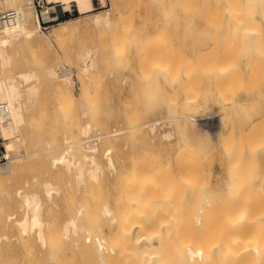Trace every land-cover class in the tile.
I'll list each match as a JSON object with an SVG mask.
<instances>
[{"label": "rangeland", "instance_id": "rangeland-1", "mask_svg": "<svg viewBox=\"0 0 264 264\" xmlns=\"http://www.w3.org/2000/svg\"><path fill=\"white\" fill-rule=\"evenodd\" d=\"M5 1L7 2L8 0H5ZM5 1L2 0V3L0 1V8H1L0 11L6 9L4 7H9L8 6L9 4H6ZM18 1L21 2L22 4H26V2H27L26 0H21V1L18 0ZM104 1L105 2L103 3L101 0H92L93 9L91 11H89L88 13H84V14H79V12L76 10L77 7H76L75 3L71 2V7L72 8L74 7V10H72V14L68 15L65 18H70V17H75V16L80 15L79 20L74 21L73 23L68 25L65 33L62 36H60L59 38L53 37L50 43L42 40L37 45H34L35 49L33 47L32 48L29 47L28 49L26 48L24 51H22L23 53H21V56L17 55L19 57H16V56L14 57V59H15L14 60V67L12 68L11 72H14L15 70L26 68V67H32L30 65H33V67H36V66L38 67L50 59H52V61L55 63V65L57 67H58V65L60 67H61V65H63V67H65V69L68 70V72L70 73V74L68 73V77L71 81L70 86L72 89V94L60 95L59 93H57L54 90V86L50 82V80L44 79V80H42V83L39 86V89H38L36 96H32V98H30L29 101L26 100L27 98H26V96H24V100L26 101V110H25L24 122L20 126V133H22V135L24 136V140H25L24 142L25 143H23L24 145H21L20 148L21 149L25 148V149H23V151L26 150L25 152L29 153L31 157L28 155V156H25L23 158V160L20 162V163H22V166L19 169V172L18 171L16 172V176H13L12 179H8V180L4 179V181L1 182L0 191H1V189L7 187L9 190H11L13 192V195H14L12 199H15V200L12 201L10 210L13 212H15L16 210L18 211V212L12 213L13 216L11 215L10 219H17L18 216L21 217L22 216L21 214L22 213L24 214L25 212L29 213V209L26 208L25 205H23L21 195L17 193V190H21L22 193L24 191L30 192V193L36 191L39 195L41 202H42L43 217H45V219L50 220V221L51 220L53 221V220L58 219V218H59V220L61 219L60 220L61 222H62V220L64 221V219L68 218V216L74 212V209L80 204L79 202L82 201L81 203L85 204L86 203L85 200L88 203V204H86V207L88 210L91 209V205H94L93 200L96 201L95 206L97 208H98V205L104 204V202L105 203L108 202L107 204L111 206L114 204L113 202H115V198H117L118 195L123 190L122 185L120 187V183L118 182V179H117L118 174L121 173L120 171H122V169H124L123 171L129 170V168H130L129 165H131L130 162L140 160V157L142 154H143V161L147 159V162H149L150 164H152L151 162L155 161L157 166L159 165L158 169H160V172L157 169L155 163L153 162V164L155 166L152 164L154 167L153 179L154 178L157 179V180L154 179V180H156L155 182L160 181L159 178L163 179V181L161 180L162 184H160L161 182L157 183V187L161 190L163 189L162 193L160 192V197H162L161 198L162 200L166 199V201H165L166 204L163 203V205L164 206L166 205V207L168 209L165 212H167V211L170 212L172 210V207H171V210H169V207L175 206L170 213H171V215L181 214V217L178 218L180 220H183V219H181V218H183L182 214L184 215V214L188 213L189 209L194 204L197 205L199 203V202L197 203V201H195V199H194L195 193L199 192V191H200L199 194L196 193L198 195L196 200H198V201L200 200L199 199L200 197H203L202 195L206 196V194L209 192L207 194V196H212L214 194L213 195L215 198L214 202H216V203H214L215 205L217 204L220 207H223L221 205L226 203L229 208L235 209L239 205V203H240L239 200L241 199L240 197L242 196V200H244V197H245V201H248L252 205H254L255 207H258L264 213V211H263L264 210V205H263L264 200L261 199L262 196L260 197L261 194L262 195L264 194V182H263L264 181V174H263L264 173V147H263L264 144L262 143L263 141L258 142L259 144L254 141L255 139L258 141L261 138V137L259 138V136H261V133L264 134V129H263L264 128L263 127V124H264V121H263L264 103L262 104V102H264V69H263L262 75H259V77H256V79H253L254 81L256 80V84L258 83L257 86H255L257 88L254 87V85H256V84H254L253 82H252L253 84H251L252 80H249V82H250V84H249V82H247L248 81L247 78H244L245 80L244 79L238 80L236 78V79H233L234 81L232 80L233 83L235 82V80H236V82L243 80L244 83H243V81L240 82V83H243V85L240 84L241 86L239 87V83H238V86L236 84L234 86L235 87V89H234V88H232L234 84L232 85V83L230 84L226 80L225 84L227 86L225 85L224 87H226L227 89H225L226 90L225 94L224 93L222 94V92H224V91H222V92L220 91V88L222 89V87H220V86H222V85H220V82L224 84V82H225L224 78L223 77H217V78H220L218 80L214 75H210L207 72H205L204 68H202L203 66H200V65H203V63H202L203 59L202 58L198 59V61L200 60V64H197L199 62L197 60H195V55H197V57H198V55H201V57H204V59L206 60V58H207V57L205 58L206 55L204 56V54H203V56H202V54H200V53H203L205 51H209V53H207V55L210 56V51L215 50V48L222 43L225 35L228 36V38H230L231 35H232V37H233V35L235 36L234 31H230V33H229L230 35H227L228 30H225L223 32H216V31L204 28L203 26L200 25L198 18H194V19H192V21H190L186 24L185 21L181 18V16L178 15L176 12L174 13V11L172 10L173 9L172 0H104ZM42 2H43V0H33V4L36 7V9H38V10L42 7ZM56 3H58V2H56ZM250 6H249V8H250ZM254 7L257 11L256 10L252 11V9H251L250 11H252V13H250V12H248L249 11V9H248V11H247L248 17L253 18V19L255 18L256 20L258 19V21L263 24L264 23L263 17L261 15V11L259 9V6L255 5ZM254 7H253V9H254ZM28 10H29L30 14L32 15V8L29 7ZM258 11H260V13ZM96 12H99L102 14H104L105 12H108L109 18L112 21L106 25L105 24H100V25L95 24V22L92 20H93V15ZM90 19H91V21H90ZM57 20L58 19H55L54 17L48 21H44L41 19V24H42L43 28H48V26L50 24L56 22ZM144 20H145V22H144ZM155 20H158L161 23L159 28L149 30V31H146L145 29H143L144 28L143 26L147 23V21L150 22V21H155ZM176 24L178 26H176ZM191 25H193V27ZM85 26H87V27H85ZM81 27H84V28H81ZM198 28H202V29H198ZM203 29H204V31H203ZM262 29H264V25H262ZM70 31H71V33H70ZM209 31L211 33L213 32L212 35L214 37L211 34H209ZM221 33L224 35L222 36ZM249 34L252 35L251 33H249ZM249 34H246L244 37L245 38L247 37V40H249L247 42L248 45L254 46L253 44H255V42H254L255 38L253 37V35L251 38V36ZM263 34H264V30H263ZM211 36H212V38H211ZM226 36H225V38H226ZM263 38H264V36H263ZM214 39H216V42ZM143 41H149V43L151 45L150 46L151 48H148L149 51H148V49L143 50V48L141 47L143 44ZM212 41H214V42H212ZM55 42H56V44H55ZM204 43H207V44H204ZM211 43L214 44L213 48H212ZM210 44H211V46H210V48H209L210 50H209L208 47ZM89 47L94 49L95 65H94V67L90 68L88 73H84L81 71L82 58L80 55L82 53H84L85 50ZM42 48L44 50H42ZM152 48H153V53H151ZM257 50H259V49H257ZM141 51H142V53H141ZM143 52H146V57H144L145 55L142 56ZM212 52L213 51H211V53ZM147 54H149V55H147ZM152 54H154L153 56H155V58H153V59L151 57H148L150 55L152 56ZM205 54H206V52H205ZM191 55H193V57ZM45 56H47L48 58L46 59ZM178 56L179 57L181 56V58H178ZM20 57L22 60L19 59ZM22 57L26 58V60ZM184 58H186L188 63L190 62L188 66L185 65L186 67H189L190 69L184 67V63H183ZM145 59L150 60V61L148 62ZM177 59L181 62L180 64L178 63L179 61L175 62V61H177ZM16 60L17 61L19 60V61L15 62ZM157 60H161V61L157 62ZM154 61H156V62H154ZM162 61H163V63L165 61H168V62L164 63L165 64V66L163 65L164 68L162 67L164 70L161 68V72H155V71H160V69L156 70L157 68H155V66L158 65L159 62H161V65H162ZM167 63L169 64V67H168ZM174 63H176V64H174ZM194 63H196L197 66H195L196 64H194ZM204 63H205V61H204ZM19 64L22 66H19ZM172 64H174L175 66ZM177 64L179 65V67H177ZM143 65H145V66L143 67ZM192 65L195 66L194 69L197 71L193 70ZM148 67H150L151 69ZM166 67H167V69L168 68L172 69L174 67V70L173 69L172 70H166ZM158 68H160V67H158ZM176 68H178L179 71ZM183 68L185 70H183ZM263 68H264V66H263ZM145 69L148 71V73H146V75L149 77L148 79L145 78L146 77L145 72L143 73V71H145ZM172 71H174V72H172ZM150 73H151V76L149 75ZM172 73L177 74L176 75L177 79L175 78V76H173ZM161 74L163 77L161 76ZM192 74H194V75H192ZM155 75H157V79H155V81H157V83H156L157 86L155 87L156 89L154 90V94H153V90H152V89H154V78L153 77ZM189 76H190V78H189ZM165 77H167V80ZM186 77H188V78L186 79ZM143 78H144V80H142ZM80 79L82 82L80 81ZM246 79H247V81H246ZM184 80H186V81L188 80V81L186 82ZM79 81L84 86V89L85 90L87 89L86 91L84 90L85 92L81 90L82 87H81V84H79ZM188 82L191 83L190 85L192 86L191 88L193 90L188 89V87L190 86ZM245 82H246V84H245ZM184 83L187 86H185ZM194 83H195V85H194ZM244 84L245 85L249 84L245 88H249L250 85H251V87L252 86L253 87L251 88V90L245 89L246 90L245 91L244 90V86H245ZM26 85L27 84L23 85V88H22L23 90H25V88L27 87ZM206 85H208L207 86L208 89H207ZM158 86H160V88ZM242 86H243V88H242ZM151 87H153V88H151ZM161 87L162 88L164 87V89H162ZM202 87L204 89L206 88L205 91H203L204 89ZM224 87H223V89H224ZM229 87H231V88H229ZM148 88H149V91H148ZM174 88H176L174 90L176 97L174 99V96H173V99H172V96H170L171 99L173 100L171 102V100L168 101L169 99L166 98L168 96L166 94H170L169 92H172L173 94H171V95H174V92H173ZM194 88H196V89H194ZM257 89H258L259 93H258V95L257 94L254 95L255 93L258 92ZM195 90H197V91H195ZM228 90H231V92ZM164 91H165V93H164ZM188 91L190 93L193 91L196 92V100L197 101H194V104H193V102H190L189 101L190 99L187 97V95L189 93ZM210 91H212V92H210ZM144 92H147V94ZM160 92H162V96L164 98L161 96ZM204 92H206L208 94L210 93V94L209 95L207 94V96H206ZM228 92H230L231 94L233 93V99H232L233 101L230 103V105L223 103V98L227 94H229ZM261 94H262V96H261ZM223 95H225V96L223 97ZM184 97H185V99H184ZM210 97H215V98L211 99ZM235 98H236V101H234ZM144 99H146V100L143 102ZM262 99H263V101H262ZM164 100L166 101L165 104H163ZM238 101H239V103H238ZM217 102H218V104H220V105H218L220 108L217 106ZM240 102L244 103L246 105L240 104ZM171 103H173V104H171ZM190 103H192V104H190ZM233 103L235 106L233 105ZM247 103H248V105H247ZM249 103H251L252 106H250ZM231 104H232V106H234L233 109H232V107H230ZM171 105L173 106V108ZM199 105H201V106H199ZM240 105L241 106L243 105L242 106L243 108ZM255 105H256V107H255ZM259 105H261V106H259ZM190 106L192 107V109L195 108L194 112L190 108ZM239 106H240V109L238 108ZM235 107H237L238 109ZM253 107L257 108V110L255 109L257 111L256 113H255V110ZM171 108L173 110L174 109L176 110V112L173 111V113L174 114L176 113L175 117H177V115H178L177 119L173 116V113L171 114V112H170V111H172ZM219 109H221V110H219ZM235 110H239V112L241 111L240 114L238 113V111H235ZM244 111H246L248 114H245L246 112L244 113ZM169 114H171L170 116L172 118L168 117ZM185 115L188 117L186 120H185ZM244 115L245 116L247 115L246 116L247 117V123L245 121L246 124H244V123L242 124V122H244V120H246ZM262 116H263V118L261 119ZM223 117H228V118H223ZM157 118H158V120L155 124V129H153L151 131L149 129L150 128L149 122H151L152 120L157 119ZM189 118H190V120H188ZM239 118H240V120H239ZM221 119H222V121H221ZM231 119H233V120H231ZM259 119L262 120V122L261 121L259 122ZM86 121H90V123H91V128H90L88 134H86V135L91 136L88 138V141L91 143L94 141V143H96V146H98L97 157L103 166L102 170L98 172L99 178H96V180L94 179L95 181L91 180L92 177L89 174L87 175V170H86V169H88L87 163L84 165V168H83V171H84L82 174L83 177L82 176L79 177L76 175L79 171L77 168L78 165L72 164L70 167H67L65 165V163H63V162H58L57 164H54V165H52L50 162L49 153L51 154L52 151L53 152L54 151L59 152L60 150H62L60 145L65 144L67 137H72V140H81L82 138H84L86 136L85 134L82 133V126L84 125V123ZM143 122H145V123H143ZM174 122H177L179 125L178 124L175 125ZM221 122L225 124V126H224V124H222L224 127L220 125ZM182 123H184V126L182 125ZM231 123L233 125H231ZM235 123H237V124L240 123L241 127H240V125L237 126V124H236V126L239 127V130H238V128L235 127ZM257 123H259V126L261 125L262 128H259V127L257 128ZM255 124H256V126H255ZM177 125L180 126L181 129ZM134 126L136 128H134ZM250 126H251V129H250ZM116 128H123V129L119 133H116V134L111 133ZM241 128H243V129H241ZM246 129H247L246 134H243L244 130H246ZM248 129H250L251 131ZM258 129H263V131L261 130L262 132H260ZM228 130H230V132H228V134L231 133V130H232V135L230 134L231 137L233 136L232 141L229 140L231 138H227V137H229V135L226 134ZM257 130L259 131V133H257L258 132ZM133 131H134V134H133ZM167 131L171 132L172 137L170 136V138H167V137L165 138V136H163L164 132H167ZM237 131L239 133L241 132L240 135ZM254 134H255L256 138L253 136ZM258 134H260V135L258 136ZM97 135H100V136H97ZM178 135L181 136V139L177 138ZM238 135L240 137H238ZM223 136H226V137H223ZM245 136H247V138H245ZM38 138L40 139V141L37 143L36 139H38ZM168 139L169 140L172 139L171 143H170V141H168ZM182 139L185 142H188L189 145L192 142L194 143V144L192 143L189 146L190 150H192V151H189L187 143H185ZM219 139L220 140L222 139L224 141H222V140L220 141ZM245 139H247V140H245ZM262 139L263 138H261V140ZM250 140L253 141V143L251 141V144L254 145V148H255L253 150V151H255L254 153H252V149H251L252 145H250V143H249ZM172 141L175 143H176V141H179L180 143L179 142L176 143L177 145H174V143H173V145H174L173 146ZM217 141H219V142H217ZM226 141L231 145V147H229L230 145ZM246 141H248V142H246ZM112 142H113V144H112ZM144 142H146L148 144L144 145L143 144ZM167 142L169 145L167 144ZM224 142H225V144H224ZM39 143H40V145H39ZM239 143L241 145H239ZM247 143L251 147L250 146L248 147ZM255 143H257V145ZM260 143L263 145H260ZM170 144H171V146H170ZM47 145H48V147H50L51 145L52 146L53 145L60 146V147L55 149V150H49V151H46L43 153H36V154L32 153V151L36 152L37 150H41V149L43 150V149L47 148ZM108 145H110V146L113 145L111 154L115 160L117 159L115 161V164H116V162L118 163V164H116V170H113L108 166L107 160H106V155L102 154L104 151V148L107 147ZM142 145H144V147ZM236 145H238V146H236ZM141 146L143 149L141 148ZM211 146H213L214 148ZM239 146L242 147L241 150H239L240 149V148H238ZM260 146H262V147H260ZM158 147H159V149H158ZM171 147L173 148V149H171L173 151L170 150ZM178 147H181V148H178ZM193 147H195L197 152L200 151L201 154L199 152L197 153ZM258 147L261 149H259ZM185 148H187L186 149L187 153L185 154L184 159L181 160V162L179 161L180 162V164H179L174 159V154H175V152H178V151L185 149ZM218 148H219V151H215V149L218 150ZM146 149L148 151H145ZM175 149H176V151H175ZM233 149H235L236 151L235 150L233 151ZM157 150H159L158 151L159 153H156ZM160 150H161V152H160ZM205 150L206 151L208 150V153L211 152L210 154H212V156H209V154L206 153ZM237 150H239L240 152ZM169 151H170V154H167V153H169ZM190 152L193 154L192 156L194 158L191 156ZM193 152H195V153H193ZM234 152H238L239 156L237 155V153H236V155H234ZM146 153L148 154L147 156H146ZM172 153H174V154H172ZM231 153H233V154H231ZM15 154H16L15 151L10 152L11 156L15 155ZM204 154L205 155L208 154L206 156V158H205ZM230 154L234 157L232 158ZM250 154L254 157L251 158ZM153 155H154V157H153ZM170 155L171 156L173 155V156L170 157ZM198 155H199V157H198ZM201 155H203L204 158ZM131 156H132V158H131ZM208 156L210 157L209 160H206V162H205V160L201 161L200 158L207 159ZM78 157H79V155L77 153L73 158L76 161L78 159ZM151 157H153L154 159ZM155 157L157 158V160ZM165 157H166V159H165ZM188 157H190L191 159ZM229 157H231L232 160L234 159V161L232 162L231 158H229ZM148 158H149V160H148ZM192 158H193V160H192ZM246 158H248V159H246ZM130 159H132V160H130ZM152 159H153V161H151ZM167 159H169L170 162ZM255 159H256L257 163L254 162ZM161 160L163 163L161 162ZM165 160H167L168 162ZM196 160L199 163L195 162ZM244 160H246V161H244ZM250 160H254L253 161L254 163H251L252 165L246 163V162L249 163ZM123 161L125 162L126 165H124ZM191 161L194 164L190 163L191 168H189V166L186 164H189V162H191ZM166 162L168 164H167V166H164V163L166 164ZM236 162L238 164H236ZM250 162H252V161H250ZM169 163H171V164H169ZM181 163H183V164H181ZM196 163L198 166L196 165ZM12 164H13V162H12ZM245 164L249 165V167L247 168V166ZM256 164H257V170L256 171L254 170L255 174L251 173V171H253V170H251V166L256 169V166H255ZM160 165H161V167H160ZM192 165H196L197 170L194 171L193 168L195 169V166L193 167ZM125 166H127V167L125 168ZM18 167H19V165H18ZM165 167H166L167 172H165ZM179 168L182 171H180ZM188 168L190 169V171H188L189 170ZM145 169H146V171H145ZM145 169H143V172H147L149 170L147 168H145ZM232 169L234 170V172L232 171ZM247 169L251 170L250 173L248 172L250 176L247 173L248 176L245 175V177H244V172ZM168 171H169V173H168ZM191 171H193V172L198 171V173L204 172L203 173L204 175L201 173V175L196 176V178L198 177V179H199V177L201 178L204 176L201 179L202 181L200 179L198 180L196 178H194V180H193L192 179L193 177L189 176V174H188ZM206 171L209 172V174ZM100 172H102V173H100ZM155 172H156V174H155ZM161 172H162V174L164 173V175L161 176V174H160ZM171 172H173L174 174ZM193 172H191L190 175H192ZM256 172H257V175H256ZM157 173L160 175H157ZM183 173H185V174H183ZM233 173H235V174L238 173L239 175L238 174L234 175ZM143 174L145 175L146 173H143ZM170 174L174 175V176H170ZM196 174L197 173H195L194 175H196ZM84 176H86L89 179H87ZM164 176H165V178H164ZM231 176H232V178H230ZM234 176L235 177L239 176V180H238V178H235ZM241 176H243V177H241ZM77 177L82 178V180H84V182L86 179V182L83 183L82 180L81 179L79 180V178H77ZM176 177H178L179 181L177 180L178 182L174 183V182H176V180H175ZM260 177H261V179H260ZM222 178H224L223 180L224 181L226 180V182H224L222 180ZM234 178H235V180H234ZM214 179H216L217 182ZM236 179L238 181H241L242 184L240 183L241 184L240 185V184L235 183V182H238ZM242 179H243V182H242ZM47 180H49V182L52 181L51 184L52 185L55 184V187L57 188V192L55 190L56 188L54 189L55 192H54V190L51 192L50 199H49V196H47L46 194L43 193V189H42V181H47ZM78 181H80L79 184H78ZM98 181L102 182L103 184L99 183ZM181 181L184 182L183 185H180ZM197 181H200V183H201L200 188H199V184L197 185V183H199ZM245 181H247V183ZM155 182L152 181L151 184L153 185V183H155ZM164 182H165V184H164ZM215 182L217 185H215ZM227 182H228V184H227ZM250 182H251V184H250ZM260 182H262L263 184H261ZM169 183H170V185H169ZM202 183L203 184L205 183L204 185L206 187ZM243 183H245V184H243ZM191 184H192V186H190ZM231 184H233L234 187L232 186L233 188L231 187V189H230ZM246 184L248 185V187L242 186V185H246ZM226 185L229 186L228 192L226 190V188L228 186L226 187ZM235 185L242 186L243 188H246L247 191L244 190L242 187L238 188V186H235ZM257 186L258 187L261 186V187L258 188ZM83 187L84 188L86 187V188L84 189ZM177 187H179L178 188L179 190L176 189ZM201 187H203L205 189L202 190ZM235 187L239 189L237 192V193H239L238 194L239 197H237L236 196L237 194H235V192L237 190ZM91 188H93V190ZM249 188L252 190L249 191ZM261 188L263 190V193H262ZM88 189H90V190H88ZM198 189H199V191H198ZM210 189L214 190V192L211 191ZM95 190H97V191H95ZM177 190H178V192H177ZM204 190H206V192ZM207 190H209V191H207ZM218 190H219V192H218ZM259 190H261V193L258 194V192H260ZM84 191H85V193H84ZM91 191H92V193H94V191L97 192L96 198H94L96 196L95 193L92 194ZM113 191H115L116 195H113V193H114ZM166 191H167V193H166ZM202 191H204L205 193L203 194ZM245 191L248 192L250 196L249 195L247 196L248 193L245 196H243V193L244 194L246 193ZM251 191L252 192L255 191L257 194L255 192L252 193ZM102 192H104V194H101V196H100V193H102ZM105 192H106V195H105ZM230 192H233L235 194V196L237 198L236 200L234 199V194L232 193L233 194L232 195ZM168 193H169V195H167ZM181 193H183V195ZM223 193H224V195H223ZM87 194H90L91 198ZM230 194L232 196H230ZM253 194H254V196H253ZM257 195H258V197H257ZM86 196L89 198H87ZM106 196H107V198H106ZM113 196H114V199H113ZM167 196H169V197L167 198ZM83 197L86 199H84ZM104 197L106 198V200L104 199ZM164 197H165V199H164ZM229 197H231V198H229ZM100 198H101V200H100ZM176 198L178 200H176ZM222 198H224V199H222ZM227 198H229V199H227ZM258 198H260V200L263 201V204L260 202V200ZM262 198H264V195ZM82 199L84 200V202ZM102 199L104 200V202L102 201ZM112 199H113V201H112ZM192 199H193V201H195L194 204H192L193 203V201H191ZM250 199H251V201H250ZM257 199H258V201H257ZM167 200H169V201L167 202ZM172 200H173L174 204L176 203L175 205H172ZM99 201H102V202H100V204H99ZM178 201H179V203H178ZM189 201L191 203H189ZM229 202H230V204H229ZM254 202L257 204H255ZM168 203H171V205ZM179 204H180V208H179L180 211L177 210L179 207ZM182 204H184L185 206ZM226 204H224V206ZM232 205H234V206H232ZM100 206H102V205H100ZM219 206H217V207H219ZM25 208L27 211H25ZM92 208H94V206ZM45 209H47V210H45ZM175 210H177V211H175ZM173 212H174V214H172ZM165 214H167V213H165ZM99 215H101V214H99ZM102 216H103V214H102ZM101 218L103 221L102 226L100 224V220L98 219V217H97V219L99 220V224H97L98 222L95 223V220H97V219L95 218V220H93L94 218H92V217H91L90 221H88L89 219L85 218L84 223L86 226H89L90 228H93L90 226V222H92L91 224H94L96 226L93 228L94 234H97L98 232L100 233V231H102L107 236H110L111 231L113 229V225H112V223L109 222L108 216H105V217L100 216V219ZM103 218H104V220H103ZM174 220L176 221L177 218ZM180 220H178V222H181ZM184 221H185V219H184ZM109 223L111 225H109ZM97 225H99L98 226L99 228H97ZM6 229L7 230L9 229L8 226H6L5 230ZM25 234L26 233L23 232V235H25ZM33 236L34 235H32V237ZM32 237H28V239H23L22 240L23 244L20 243L21 242L20 240H17V241L13 240L12 241L13 244L11 243V245H9L7 247V249H5L6 251L3 250L2 252H0V256L4 257V255H5L4 258H6L5 262L7 264H9L10 262H11L10 264H12V263L16 264V262H18L17 264H26V262H27V264H30L31 260H32L31 258L35 254L34 249H36L35 255H37L38 253H40L39 255H42V251L44 250V247H41V245L39 244V241L35 237H34V239ZM67 241H68V239H67ZM34 242H36L38 244L35 245ZM19 243H20V245H19ZM34 245H35V247H34ZM29 246L30 247L32 246L30 248V250H28ZM39 246L41 247V250H40ZM12 247H13V249H12ZM22 247H23V250H22ZM21 252H22V254L24 253L26 255V257L24 255H22ZM10 254L13 256L12 258H10L11 257ZM18 254H21V255H18ZM17 256H20V258L18 259L19 261L17 260V258H18ZM15 258H16V261L13 262V260ZM22 258H24V259H22ZM20 260H23V261H21V263H20Z\"/></svg>", "mask_w": 264, "mask_h": 264}, {"label": "bare ground", "instance_id": "bare-ground-1", "mask_svg": "<svg viewBox=\"0 0 264 264\" xmlns=\"http://www.w3.org/2000/svg\"><path fill=\"white\" fill-rule=\"evenodd\" d=\"M0 1L2 3V0H0ZM3 1H5V0H3ZM17 1L18 0H8L7 2L5 1L6 4H9L8 5L9 7H4V8L15 9L17 11V15H16V18L12 22H9V23H6V24L0 26V101L6 102L9 106V111H10V118L7 121V123L2 126L1 133L7 138L5 144H6V149H7L8 153L10 154V152H12V151L16 152L15 155L11 156L10 163L6 167H0V185H1V182L4 181V179L8 180V179H12L13 176H16V172L17 171L19 172V169L22 166V163H20V162L23 160V158L25 156H28V155L30 156L29 153L25 152L26 150L23 151V149H25V148H23V147H22L23 149L20 148L21 145H24L23 143H25L24 142L25 141L24 136L22 135V133H20V126L24 122L25 110H26V101L24 100V96H26V98H27L26 100H28V101L30 100V98H32V96H36L38 89H39V86L42 83V80H44V79H49L50 82L54 86V90L57 93H59L60 95L72 94V89L70 86L71 81L68 77V73H69L68 70H66V69L60 70L59 69L60 66L58 65V67H57L55 65V63L52 61V59L44 62V64H42L41 66H38V67L37 66L33 67V65H30L32 67H26L25 66L26 68L18 69V70H15L14 72H11L12 68L14 67V60H15L14 57L15 56L19 57L17 55L21 56V53H23L22 51H24L26 48L28 49L29 47L34 48V45H37L42 40L50 43L53 37L59 38L60 36H62L65 33L68 25H70L74 21L79 20L80 15L75 16V17H70V18L58 19L56 22L50 24L48 26V28H43V26L41 24V19L44 21H48L54 17V15L51 13V8H52V4H54L55 2L62 3L63 6L67 9L70 8L71 2H73V3H75V5L77 7V11L79 12V14L88 13L89 11H91L93 9L92 0H43V2H42L43 5L39 10L36 9V7L34 6L33 0H26L27 1L26 4H22L21 2H19V1L17 2ZM101 1L103 3L105 2L104 0H101ZM172 3H173L172 4L173 9L172 10L174 11V13L176 12L178 15H180L186 24L188 22L192 21V19L198 18L200 25L203 26L204 28H207V29H210V30H213L216 32H223L225 30H228L227 35H230L229 34L230 31H234L235 36L233 35V37H232V35H231V37L229 36L230 38H228V36L225 35L226 38L224 36V40L222 41V43L220 45H218L216 48L214 47L215 50H211V51H213L212 53L210 51V56L207 55V53H209V51H205L206 54H205V52L200 53V54H202V56H203V54H204V56L206 55L205 58L207 57L206 58L207 61L204 59V57H201V55H198V57H197V55H195V60L198 61V59H201V58L203 59V62H202L203 65H200V66H203L202 68H204L205 72H207L210 75H214L216 78L217 77H223L224 78V80H225L224 84L220 82V85H222V86H220V87H222V89L220 88V91L221 92L224 91V92H222V94L223 93L225 94V91H226L225 89H227L226 87H224L226 85L225 84L226 80L230 84L231 83H232V85L234 84L233 87L230 85L234 89H235L234 86L236 84L238 86V83H239V87H240L241 86L240 84L243 85V83H244L243 80H242L243 83H240L242 81L236 82V80L233 83V81H234L233 79H236V78L238 80L247 78L248 79V81L246 79L247 82H249V80H252L251 84H253V83L256 84V80L254 81L253 79H256V77H259V75H262V72L264 69L263 68V66H264V38H263L264 34H263V30L264 29H262V25H264V23L262 24L261 22L258 21V19L256 20L255 18L254 19L249 18L247 13L248 12L252 13L253 10L255 11L256 9L254 6L258 5L259 9L261 11V15L263 17V22H264V0H172ZM249 6H250V8H249ZM29 7L32 8V15L30 14V12L28 10ZM253 7H254V9H253ZM6 9H4V10H6ZM248 9H249V11H248ZM251 9H252V11H250ZM260 11H258V12L260 13ZM90 21H91V19H90ZM92 21H94L95 24H99V25L105 24L106 25L109 22H111L112 20H110L108 12H105L104 14L96 12L93 15ZM144 22H145V20H144ZM160 25H161V23L158 20L150 21V22L147 21V23L143 26L144 27L143 29H145L146 31H149V30L159 28ZM176 26H178V25L176 24ZM191 26L193 27V25H191ZM85 27H87V26H85ZM81 28H84V27H81ZM198 29H202V28H198ZM203 31H204V29H203ZM70 33H71V31H70ZM212 33L209 31V34L212 35ZM249 33H251L253 35V37L255 38V39L253 38L254 42H255V44H253L254 46L248 45L247 42L249 40H247V37L246 38L244 37L246 34H249ZM223 35L224 34H222V36ZM252 35H250L251 38H252ZM212 36H211V38H212ZM214 40L216 42V39H214ZM212 42H214V41H212ZM55 44H56V42H55ZM204 44H207V43H204ZM211 44H212V48H213L214 44L213 43H211ZM211 44L209 45L208 49L210 48ZM150 46L151 45H150L149 41H143V44L141 47L143 48V50L144 49L146 50L148 48H151ZM257 49H259V50H257ZM42 50H44V49L42 48ZM148 51H149V49H148ZM141 53H142V51H141ZM151 53H153V48H152ZM147 55H149V54H147ZM153 55L154 54H152V56L150 55L148 57H151L153 59V58H155V56H153ZM80 56L82 58L81 71L84 73H88L90 68L94 67V65H95L94 49L89 47ZM142 56L146 57V52H143ZM191 56L193 57V55H191ZM22 58H24V57H22ZM45 58L47 59L48 57L45 56ZM178 58H181V56L180 57L178 56ZM19 59H21V57ZM24 59L26 60V58H24ZM145 60L148 62L150 61L147 59H145ZM185 60H186V58H184V61H183L184 67H186L185 65L188 66L190 63V62L188 63V61L187 60L185 61ZM18 61L16 60L15 62H18ZM158 61H161V60H157V62ZM178 61L179 60L177 59V61H175V62H178ZM204 61H205V63H204ZM154 62H156V61H154ZM166 62H168V61H165L164 63H166ZM198 62L199 63H197V64H200V60ZM164 63L162 61V65H161V62H159L158 65H156V66L154 65L155 68H157L156 70L160 69V71H155V72H161V68L162 67L164 68V66H165ZM178 63L180 64L181 62L179 61ZM174 64H176V63H174ZM174 64H172V65H174ZM194 64H196V63H194ZM197 64L195 66H197ZM167 65L169 67L168 63H167ZM19 66H22V65L19 64ZM144 66L145 65H143V67ZM193 66L194 65H192L193 70L197 71L194 69L195 66L194 67ZM158 67H160V68H158ZM177 67H179L178 64H177ZM148 68H150V67H148ZM186 68H189V67H186ZM172 69L174 70V67ZM172 69L171 68L167 69V67H166V70H172ZM176 69L178 70V68H176ZM183 70H185V69L183 68ZM144 72H145V76H146L145 78L148 79L149 77L146 75V73H148V71L145 69V71H143V73ZM172 72H174V71H172ZM172 74L177 79V77H176L177 74H174V73H172ZM149 75L151 76V73ZM192 75H194V74H192ZM161 76H162V74H161ZM153 78H154V89H152V90H153V94H154V90L156 89L155 87L157 86L156 85L157 81H155V79H157V75H155ZM165 78L167 80V77H165ZM187 78L188 77H186V79ZM189 78H190V76H189ZM217 79L219 80L220 78H217ZM142 80H144V78ZM80 81H81V79H80ZM80 81H79V84H81ZM184 81H186V80H184ZM185 83H184V85H185ZM24 84H27L26 85L27 87L25 88V90L22 89ZM190 84L191 83H189V85ZM245 84H246V82H245ZM249 84H250V82H249ZM249 84L244 86V90L245 89L251 90V88L253 87V86L251 87V85L249 88H245ZM257 84L254 85V87L257 86ZM194 85H195V83H194ZM185 86H187V85H185ZM207 86L208 85H206V87ZM81 87H82L81 90L84 91L85 89H84V86L82 84H81ZM158 87L160 88V86H158ZM191 87L192 86L190 85L188 87V89L191 90L192 89ZM223 87H224V89H223ZM231 87H229V88H231ZM149 88H148V91H149ZM151 88H153V87H151ZM242 88H243V86H242ZM255 88H257V87H255ZM162 89H164V87ZM175 89L176 88L173 89L174 95H171V94H173L172 92H169L170 94H166V95H168L166 97L169 99L168 101L171 100V102H172L173 96L175 99V97H176L175 96L176 94L174 91ZM194 89H196V88H194ZM205 89L203 91H205ZM207 89H208V87H207ZM197 90H195V91H197ZM195 91H193L191 93L189 91H188L189 93L187 92L188 93L187 97L190 99L189 100L190 102H193V104H194V101H197ZM228 91L231 92V90H228ZM257 91H258V89H257ZM210 92H212V91H210ZM230 92H228L229 94H227L226 96L223 95V97L225 96L224 98L222 97L224 104L230 105V103L233 101L232 100L233 99V93L231 94ZM144 93L147 94V92H144ZM160 93L162 96V92H160ZM164 93H165V91H164ZM204 93L207 96L208 93H206V92H204ZM258 93H259V91L257 93H255L254 95H256V94L258 95ZM170 96H172V99ZM261 96H262V94H261ZM185 97H184V99H185ZM210 98L214 99L215 97H210ZM236 98L234 101H236ZM145 100L146 99H144L143 102ZM262 101H263V99H262ZM165 102L166 101L164 100L163 104H165ZM241 102H240V104L246 105V104L241 103ZM238 103H239V101H238ZM251 103H249L250 106H252ZM263 103L264 102H262V104ZM171 104H173V103H171ZM190 104H192V103H190ZM218 105H220V104H218V102H217V106ZM233 105H234V103H233ZM247 105H248V103H247ZM199 106H201V105H199ZM234 106H232V104H231L230 107H232V109H233ZM240 106L238 107L239 109H240ZM259 106H261V105H259ZM255 107H256V105H255ZM172 108H173V106H172ZM172 108H171L172 111H170L171 114L173 113V111L176 112V110L175 109L173 110ZM190 108L192 109L191 106H190ZM235 108H237V107H235ZM194 109L195 108L192 109L193 112H194ZM255 109L257 110V108H254V110ZM219 110H221V109H219ZM256 110H255V113L257 112ZM235 111H238L239 114L241 112V111L239 112V110H235ZM245 112L246 111H244V113ZM171 114H169L168 117H171L170 116ZM175 114L173 113L174 117H175ZM245 114H248V113L246 112ZM246 116H245L246 120H244V122H242V124L247 123V117ZM177 117H178V115H177ZM177 117H175V118L177 119ZM187 118L188 117L185 115V120ZM223 118H228V117H223ZM240 118H239V120H240ZM262 118H263V116L261 117V119ZM233 119H231V120H233ZM157 120H158V118L149 122V124H150L149 129L151 131L153 129H155V124H156ZM188 120H190V118ZM221 121H222V119H221ZM245 121H246V123H245ZM260 121L262 122V120L259 119V122ZM263 121H264V118H263ZM143 123H145V122H143ZM174 123H175V125L178 124L177 122H174ZM222 124H224V123L221 122L220 125L223 126ZM236 124L237 123H235V127L238 128V130H239V127H237V126L240 125V123L237 124V126H236ZM182 125L184 126V123H182ZM231 125H233V124L231 123ZM224 126H225V124H224ZM255 126H256V124H255ZM178 127L181 129L180 126H178ZM240 127H241V125H240ZM258 127L262 128L261 125L259 126V123H257V128ZM263 127H264V124H263ZM90 128H91L90 121H86L84 123V125L82 126V133L85 135L88 134ZM134 128H136V127L134 126ZM122 129L123 128H116L113 131L111 130L112 131L111 133H113V134L119 133ZM241 129H243V128H241ZM250 129H251V126H250ZM250 129H248V130H250ZM263 129H258V130L260 132H262ZM246 131H247V129L244 130V132L242 131L243 134H246ZM259 131L257 133H259ZM228 132H230V130H228L226 133L227 135H229V137H227V138H231L229 140L232 141L233 136L232 137L230 136V134L232 135V130H231V133L228 134ZM240 133H239V135H240ZM133 134H134V131H133ZM171 135H172L171 132L167 131V132H164L163 136H165V138L166 137L170 138ZM239 135H238V137H240ZM259 135L260 134H258V136ZM97 136H100V135H97ZM253 136L255 137V134ZM89 137H91V136L86 135L81 140H72V137H67L65 144L60 145L62 150H60L59 152H55V151L53 152L52 151L51 154L49 153L51 164L54 165V164H57L58 162H63V163H65V165L67 167H70L72 164L78 165L77 168L79 171L76 175L81 177L83 172H84L83 171L84 165L87 163L88 164V169H86L87 175L89 174L93 178V179L91 178V180H94V179L96 180V178H99L98 172L102 170L103 166L97 157L98 146H96V143H94V141L92 143L89 142L88 141ZM223 137H226V136H223ZM260 137L264 139V134L261 133V136H259V138ZM177 138L181 139V136L178 135ZM245 138H247V136H245ZM261 138L258 141L256 139L254 141L257 143L263 141L262 143L264 144V140L263 139L261 140ZM36 140H37V143L40 141L39 138ZM171 140L168 139V141H170V143H171ZM245 140H247V139H245ZM222 141H224V140H222ZM251 141L252 140L249 141L250 145H252ZM146 142H144L143 144L144 145L148 144ZM178 142L179 141H176V143H178ZM217 142H219V141H217ZM246 142H248V141H246ZM173 143H174V145H177L175 142L172 141V145H173ZM185 143H187L189 151H192V150H190L189 146L193 142L190 143V145L188 142H185ZM252 143H253V141H252ZM257 143H255V144L257 145ZM112 144H113V142H112ZM167 144H168V142H167ZM224 144H225V142H224ZM263 144L260 143V145H263ZM39 145H40V143H39ZM144 145H142V146L144 147ZM239 145H241V144L239 143ZM250 145L248 144V147ZM60 146H55V145L52 146L51 145L50 147H48V145H47V148H45L43 150L42 149L37 150L36 152L32 151V153L33 154L43 153V152H46L49 150H55V149L59 148ZM112 146L108 145L107 147H105L102 154L106 155V160H107L108 166L111 169L116 170V164H118V163L116 162V164H115V161L117 159L115 160L112 157V154H111ZM142 146H141V148H142ZM170 146H171V144H170ZM236 146H238V145H236ZM211 147H213V146H211ZM229 147H231V145ZM260 147H262V146H260ZM263 147H264V145H263ZM178 148H181V147H178ZM193 148L195 149V147H193ZM238 148H240L239 150H241L242 147L239 146ZM158 149H159V147H158ZM171 149H173V148L171 147L170 150ZM176 149H175V151H176ZM186 149L187 148L182 149L178 152H175V154L172 153V154H174V159L179 164H180L181 160L184 159L185 154L187 153ZM251 149H252V153H254L255 152V151H253L255 149L254 145H252ZM259 149H261V148H259ZM234 150L235 149H233V151ZM239 150H237V151H239ZM145 151H148V150L146 149ZM158 151L159 150H157L156 153H159ZM171 151H173V150H171ZM215 151H219V148H218V150L215 149ZM160 152H161V150H160ZM196 152H197V150H196ZM198 152L200 153V151H198ZM77 153H78L79 157L75 161V159L73 157ZM193 153H195V152H193ZM206 153H208V150L206 151ZM210 153L211 152L208 153L209 156H212V154H210ZM236 153H237V155L239 154L238 152H234V155H236ZM167 154H170V151ZM208 154H206V155L204 154L205 158ZM231 154H233V153H231ZM147 155L148 154L146 153V156ZM192 155L193 154L191 153V156ZM199 155H198V157H199ZM132 156H131V158H132ZM172 156L170 155V157H172ZM201 156H203V155H201ZM204 156H203V158H204ZM209 156L207 157V159H202V158H200V159H201V161L205 160V162H206V160H209V158H210ZM153 157H154V155H153ZM153 157H151V158H153ZM231 157L233 158L234 156L231 155ZM231 157H229V158H231ZM250 157L252 158L254 156L251 155ZM188 158H190V157H188ZM193 158H192V160H193ZM232 158H231V160H232ZM153 159L151 161H153ZM165 159H166V157H165ZM246 159H248V158H246ZM130 160H132V159H130ZM148 160H149V158H148ZM156 160H157V158H156ZM167 160L169 161V159H167ZM167 160H165V161H167ZM233 161H234V159L232 160V162ZM244 161H246V160H244ZM250 161H252V162H250ZM250 161H249V163L248 162H246V163L252 165L251 163L256 162V159H255V161L254 160H250ZM12 162H13V164H12ZM153 162L155 163V161H153ZM153 162H151V163L153 164ZM161 162H162V160H161ZM167 162H166V164L164 163V166H167V164H168ZM195 162L199 163L197 160ZM130 163H131V165H129V167H130L129 170L123 171L124 169H122L123 172L120 171L121 173L118 174V178L115 176L118 179V182L120 183V187L122 185L123 190L118 195V197L115 198V202H113L114 203L113 205H111V206L108 205L107 204L108 202L105 203L104 200L102 199L104 204H100V202H102V201H99V204L102 206L98 205V208H97L95 206L96 201L93 200L94 205H91V209L88 210L86 207V204H88L87 201L85 200V202H86L85 204L81 203L82 202L81 201V202H79L80 203L79 205L77 204L78 206L74 209V212L73 213L71 212L72 214L69 213L70 215L68 216V218L64 219V221L62 220V222L60 221L61 219L59 220V218L55 219L53 221L52 220L50 221V220L45 219V217H43L42 202H41L39 195L36 191L31 192V193L24 191L22 193L21 190H17V193L21 195L22 203H23V205L26 206V208L29 209V213L25 212V211H27L25 208V211H24L25 213L24 214L22 213L21 217L18 216L17 219H10L11 218L10 216L12 215V213L18 212L17 210L15 212L10 210L12 201L15 200V199H12L14 195H13V192L11 190H9L7 187L1 189V191H0V194H1L0 195V252L7 249V247L9 245H11L13 240H16V241L20 240L21 242L20 241L19 242L23 244V241H22L23 239H28V237H32V235H34L32 238L34 239V237H35L39 241V244L41 245V247H44V250L42 251V255H39L40 253L35 255L36 249H34L35 254L31 258L32 260H31L30 264H264V213L258 207H255L250 202L245 201V197H244V200H242V196L240 197L241 198L239 200L240 203H239V205L237 204L238 206L235 209L229 208L226 203H224V204H226L225 206H224V204L221 205L223 207H220L219 205L216 204L217 206H219V207H217L214 204V203H216V202H214V200H215V198L213 196L214 194L212 196H207V194L209 192L206 194V196L202 195L203 197H200L199 201L196 200L198 197V195L196 193L199 194V192H200L198 189L199 192L195 193L194 199H195V201H197V203L198 202L199 203L197 205H195L194 204L195 201H193V199H192L191 201H193L192 204H194V205L189 209L188 213H186L184 215L182 214L183 218H181V219H183V220H180L178 218L181 217V214L171 215V213H170L175 206H170L169 210H171V207H172V210L170 212L169 211L165 212L168 209L166 207V205L165 206L163 205V203H165L166 199L164 197L165 200H162L161 199L162 197H160V192L162 193L163 189L161 190L157 187V183L161 182L160 184H162L163 179H160L158 176L157 177L159 178L160 181L155 182L157 179L156 178H154L156 180L153 179V177H154L153 165L154 164L152 165L149 162H147V159L143 161V154L141 155L140 160L132 161ZM190 163L194 164V163H192V161L189 162V164H186L189 166V168H191ZM197 163H196V165H197ZM169 164H171V163H169ZM181 164H183V163H181ZM236 164H238V163L236 162ZM18 165H19V167H18ZM124 165H126L125 162H124ZM155 165L158 169L159 165L157 166L156 163H155ZM196 165H192L193 167L195 166V169L192 167L194 171L197 170L198 165L197 166ZM246 166H247V168L249 167V165H246ZM255 166H256V169L251 166V170H253V171L249 170L250 168L247 169L244 172V177H245V175L248 176L250 171H251V173H254V170L255 171L257 170V164ZM126 167L127 166H125V168ZM160 167H161V165H160ZM145 168H147L149 170L147 172H143V169H145ZM158 170L160 172V169H158ZM145 171H146V169H145ZM180 171H182V170L180 169ZM188 171H190V169ZM232 171L234 172L233 169H232ZM165 172H167L166 167H165ZM191 172H193V171H191ZM191 172H189L188 174H189V176L193 177L192 178L193 180H194V178H196L197 175L199 176V175H201V173L202 174L204 173V172L198 173V171H197V172H193V174L190 175ZM100 173H102V172H100ZM143 173H146V174L144 175ZM168 173H169V171H168ZM171 173H173V172H171ZM195 173H197V174L194 175ZM207 173L209 174V172H207ZM247 173H248V175H247ZM155 174H156V172H155ZM160 174H161V176L164 175V173L162 174V172ZM160 174L157 173V175H160ZM183 174H185V173H183ZM233 174L237 175L238 173H236V174L233 173ZM256 175H257V172H256ZM170 176H174V175L170 174ZM79 177H77V178H79ZM84 177H86V176H84ZM178 177H176L177 179L175 178L176 182H174V183H177L179 181ZM203 177H201V178L199 177V179L201 180ZM241 177H243V176H241ZM164 178H165V176H164ZM230 178H232V176ZM235 178H238V180H239V176L235 177ZM235 178H234V180H235ZM80 179L82 180V178H79V180ZM87 179H89V178H87ZM196 179H198V177ZM223 179L224 178H222V180ZM260 179H261V177H260ZM49 180L42 181V189H43V193L46 194L47 196H49V199H50L51 192L56 187H55V184L52 185L51 184L52 181L49 182ZM214 180H216V179H214ZM152 181L155 182V183H153V185L151 184ZM82 182L85 183L86 179H85V182H84V180H82ZM197 182H199V183H197V185L199 184V188H200L201 183H200V181H197ZM216 182H217V180H216ZM216 182H215V185H217ZM224 182H226V180ZM242 182H243V179H242ZM245 182L247 183V181H245ZM79 183H80V181H78V184ZM99 183L103 184L102 182H99ZM183 183L184 182L181 181L180 185H183ZM235 183L240 184L241 181H238ZM260 183L263 184L262 182H260ZM164 184H165V182H164ZM227 184H228V182H227ZM243 184H245V183H243ZM250 184H251V182H250ZM169 185H170V183H169ZM190 186H192V184ZM227 186L228 185H226V187ZM232 186H233V184H231L230 189ZM235 186H238V188L242 187V186L248 187L247 184L242 185V186H239V185H235ZM203 187H201L202 190L205 189ZM259 187H261V186H259ZM178 188L179 187H177L176 189H178ZM228 188H229V186L226 188L227 192H228ZM238 188H236L237 189L236 192L234 191L235 194H237L236 195L237 197H239V195H238L239 193H237L239 190ZM91 189L93 190V188H91ZM243 189L247 191L246 188H243ZM55 190L57 192V188ZM55 190H54V192H55ZM88 190H90V189H88ZM178 190H177V192H178ZM250 190H252V189L249 188V191ZM261 190H262V188H261ZM261 190H259L260 192H258V194L261 193ZM95 191H97V190H95ZM95 191H94V193L96 195L97 192H95ZM204 191L206 192V190H204ZM204 191H202L203 194L205 193ZM207 191H209V190H207ZM211 191L214 192V190H211ZM113 192H114L113 195H116L115 191H113ZM218 192H219V190H218ZM253 192H255V191H253ZM84 193H85V191H84ZM91 193H92V191H91ZM94 193H92V194H94ZM166 193H167V191H166ZM230 193L232 194L233 192H230ZM247 193L248 192H246L245 194L243 193V196H245ZM262 193H263V190H262ZM101 194H104V192L100 193V196H101ZM181 194L183 195V193H181ZM231 194H230V196H232L234 193L232 195ZM235 194H234V199L236 200L237 198H236ZM87 195L90 196V194H87ZM105 195H106V192H105ZM167 195H169V193ZM223 195H224V193H223ZM248 195H249V193L247 194V196ZM263 195L261 194L260 197L261 196L263 197ZM253 196H254V194H253ZM96 197H97V195L94 198H96ZM168 197L169 196H167V198ZM257 197H258V195H257ZM262 197H261V199L264 200V198H262ZM87 198H89V197H87ZM90 198H91V196H90ZM106 198H107V196H106ZM106 198L104 197L105 200H106ZM229 198H231V197H229ZM229 198H227V199H229ZM84 199H86V198H84ZM113 199H114V196H113ZM113 199H112V201H113ZM222 199H224V198H222ZM251 199H250V201H251ZM258 199L260 200V198H258ZM258 199H257V201H258ZM100 200H101V198H100ZM176 200H178V199L176 198ZM168 201L169 200H167V202ZM83 202H84V200H83ZM260 202L263 204V201L260 200ZM178 203H179V201H178ZM189 203H191V202L189 201ZM168 204L171 205V203H168ZM175 204L173 203V200H172V205H175ZM229 204H230V202H229ZM255 204H257V203H255ZM182 205H184V204H182ZM93 206H94V208H92ZM232 206H234V205H232ZM179 208H180V204H179V207L177 209L180 211ZM45 210H47V209H45ZM177 210H175V211H177ZM165 213H167V214H165ZM99 214H101V215H99ZM102 214L104 217L108 216L109 222L112 223V225H113V229L111 231L110 236H107L102 231H100V233L97 231L98 233L94 234L93 228L96 226L94 224H91L92 222H90V226L93 227V228H90L89 226H86L84 223L85 218L89 219L88 221H90L91 217L94 218L93 220H95V218L97 219V217H98V219L100 220V224L102 226L103 221H102V218L100 219V216L103 217ZM172 214H174V212ZM176 218H177V220L175 221L174 219H176ZM98 219L95 220V223L98 222L97 224H99ZM184 219H185V221H184ZM103 220H104V218H103ZM178 220H180L181 222H178ZM110 223H109V225H111ZM6 226H8V228H9L8 230L6 229L7 231L5 230ZM98 226L99 225H97V228H99ZM23 232L26 233L25 234L26 236L23 235ZM67 239H68V241H67ZM20 243H19V245H20ZM34 243H35V245L38 244L36 242H34ZM35 245H34V247H35ZM31 247L29 246L28 250H30ZM41 247H40V250H41ZM66 248L68 250L69 249L70 250L68 251ZM12 249H13V247H12ZM22 250H23V247H22ZM21 254H22V252H21ZM21 254H18V255H21ZM22 255H24L26 257V255L24 253ZM4 257H5V255H4ZM4 257L0 258V264H7L5 262L6 258H4ZM12 257L13 256L11 255L10 258H12ZM17 257H18L17 258V260H18L20 258V256H17ZM22 259H24V258H22ZM14 261H16V258L13 260V262ZM21 261H23V260H20V263H21ZM17 263L18 262H16V264ZM26 264H27V262H26Z\"/></svg>", "mask_w": 264, "mask_h": 264}, {"label": "built area", "instance_id": "built-area-1", "mask_svg": "<svg viewBox=\"0 0 264 264\" xmlns=\"http://www.w3.org/2000/svg\"><path fill=\"white\" fill-rule=\"evenodd\" d=\"M43 5V4H42ZM73 9H64L58 3L52 4L51 13L54 15L55 19H63L66 16L72 14ZM17 15L15 9H6L0 11V26L12 22ZM60 70H64L65 67L61 65ZM10 118L9 106L6 102L0 101V167H6L10 163L11 155L6 149L7 138L1 133V128L7 123Z\"/></svg>", "mask_w": 264, "mask_h": 264}, {"label": "crops", "instance_id": "crops-1", "mask_svg": "<svg viewBox=\"0 0 264 264\" xmlns=\"http://www.w3.org/2000/svg\"><path fill=\"white\" fill-rule=\"evenodd\" d=\"M59 5H61L64 9H67V8H65V7L63 6L62 3H59ZM68 9H73V10H74V7L72 8L71 5H70V8H68ZM76 10H77V8H76Z\"/></svg>", "mask_w": 264, "mask_h": 264}, {"label": "trees", "instance_id": "trees-1", "mask_svg": "<svg viewBox=\"0 0 264 264\" xmlns=\"http://www.w3.org/2000/svg\"><path fill=\"white\" fill-rule=\"evenodd\" d=\"M67 17V16H66Z\"/></svg>", "mask_w": 264, "mask_h": 264}]
</instances>
